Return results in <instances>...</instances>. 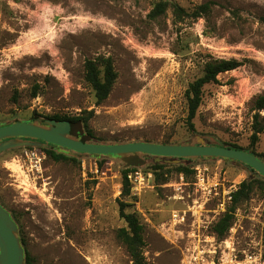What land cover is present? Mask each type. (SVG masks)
Wrapping results in <instances>:
<instances>
[{"label":"rangeland","instance_id":"rangeland-1","mask_svg":"<svg viewBox=\"0 0 264 264\" xmlns=\"http://www.w3.org/2000/svg\"><path fill=\"white\" fill-rule=\"evenodd\" d=\"M156 1L0 0V123L29 119L34 111L84 112L101 142H187L200 134L209 143L248 146L250 102L264 93V0H172L188 9L213 2L206 16L183 20L172 7L151 18ZM44 24L55 29L53 37ZM100 57L112 59L117 78L97 104L85 64ZM210 57L243 64L204 87L191 131L186 90ZM28 150L0 154V200L18 215L36 262L133 264L117 237L125 225L118 202L124 163L79 154L61 161L45 156L38 165ZM256 150L264 153V132ZM151 163L147 157L136 168L144 178L132 187L127 209L141 216L149 264H264L260 191L240 204L226 237L213 231L251 171L231 160L191 158L174 164L193 172H173L157 184Z\"/></svg>","mask_w":264,"mask_h":264},{"label":"trees","instance_id":"trees-1","mask_svg":"<svg viewBox=\"0 0 264 264\" xmlns=\"http://www.w3.org/2000/svg\"><path fill=\"white\" fill-rule=\"evenodd\" d=\"M212 5L213 2L207 1L198 5L194 9H188L171 0H157L154 3L149 16L154 19L158 18L159 16L165 14L169 7H172L173 16L176 20H183L185 18L198 19L200 17L206 16L211 11ZM260 20L264 23V15L260 17ZM99 59L101 60V62H97L93 59H88L85 64V76L89 85L94 91V96L96 98L97 104L102 103L109 96L114 82L117 78V71L115 70L112 59L109 57H100ZM242 64L243 62L238 60L237 58L210 57L204 61L202 74L195 80H193L186 90V97L188 101L187 123L191 131L196 130L194 119L196 118L198 110L203 103L204 87L210 83H217L218 75L220 73L236 69ZM38 92L39 86L34 89L33 96H37ZM249 109L252 113V134L250 136L251 140L248 146H243L237 142H225L220 140H214L210 143L251 151L259 157H264V153L258 152L256 150V145L260 140V135L264 132V93L256 95L251 100ZM38 117L51 118L56 120H69L72 127V133L74 135H77L80 139L85 141H101L100 138L96 136L93 129L90 127L89 116L85 115L84 112L75 114L44 115L38 111H34L33 115L29 119ZM17 120L24 119L14 118L11 121L1 122L0 126L7 123H12ZM146 141L156 140L146 139ZM156 142L170 143L172 141L167 138L162 141ZM26 147L33 148L32 146ZM251 147L255 148L251 149ZM36 148L40 151H44L47 157L52 158L56 161L69 159L77 160L78 155L80 154L79 152H75L71 149L55 144H52L50 147ZM107 157L108 156L102 155L100 157H97L96 159L102 161ZM147 157L151 158L152 160V163L150 164V170L153 172L157 184H164L168 182L173 172H177L178 174L182 172L186 174L193 172L190 165H185L183 163L174 164L177 162L173 161H156L154 156L149 155H147L146 158ZM190 159L191 158H189L188 160ZM209 159L211 158H201L197 160ZM181 160H186V158H180V161ZM247 167L248 170L251 171V174L239 183L237 189L231 192L230 204L227 206V209L222 214V216L213 225V231L220 238L226 237L230 228L233 226L237 209L242 202L250 199L252 197V194L256 191H260V193L264 196V176L253 170L251 166ZM136 168L137 167H124L122 169V198H119L118 202L120 216L124 219L125 225L117 229V237L126 247L133 264H149L144 253V246L146 244L145 226L142 222L141 216L136 210H127L131 205V203L128 202V198L134 197L132 196V184L128 179V173L132 169ZM0 202L8 209V207L1 200ZM8 210L11 212L12 217L18 223L20 228L21 242L25 248V264H38L35 257L31 254L27 247V243L22 232V225L20 223L18 215L14 211L10 209Z\"/></svg>","mask_w":264,"mask_h":264},{"label":"water","instance_id":"water-1","mask_svg":"<svg viewBox=\"0 0 264 264\" xmlns=\"http://www.w3.org/2000/svg\"><path fill=\"white\" fill-rule=\"evenodd\" d=\"M172 1V0H171ZM59 145L84 155L119 158L125 167H138L147 162H180V158H220L253 170L264 176V157L251 151L209 143L196 134L187 142H156L146 140L124 142L85 141L72 133L69 120L38 117L17 120L0 126V154L17 147H50ZM0 264H25V248L20 228L11 212L0 202Z\"/></svg>","mask_w":264,"mask_h":264},{"label":"built area","instance_id":"built-area-1","mask_svg":"<svg viewBox=\"0 0 264 264\" xmlns=\"http://www.w3.org/2000/svg\"><path fill=\"white\" fill-rule=\"evenodd\" d=\"M27 153V157L28 159L33 162L35 161L36 164L41 165L43 159L45 158V152L44 151H40L39 149H37L36 147L33 148H29V150L26 152ZM198 172V178L199 180H201L202 178V170L197 168ZM144 178V174L140 169H132L129 173H128V179L130 180L132 187L136 186L139 182H141ZM138 182V183H136ZM230 201H231V194H230ZM174 217L175 218H181L180 214L177 212L174 213Z\"/></svg>","mask_w":264,"mask_h":264},{"label":"bare ground","instance_id":"bare-ground-1","mask_svg":"<svg viewBox=\"0 0 264 264\" xmlns=\"http://www.w3.org/2000/svg\"><path fill=\"white\" fill-rule=\"evenodd\" d=\"M45 26H47L48 28L50 27V25L49 24H44ZM52 28V27H51ZM51 28H49V30H50V32H48V36H50V37H53V35H54V30L53 29H51Z\"/></svg>","mask_w":264,"mask_h":264}]
</instances>
